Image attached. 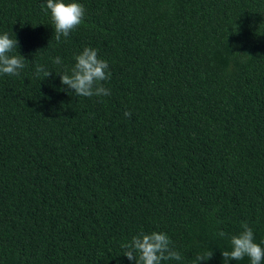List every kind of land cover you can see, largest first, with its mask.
I'll use <instances>...</instances> for the list:
<instances>
[{
  "label": "trees",
  "instance_id": "obj_1",
  "mask_svg": "<svg viewBox=\"0 0 264 264\" xmlns=\"http://www.w3.org/2000/svg\"><path fill=\"white\" fill-rule=\"evenodd\" d=\"M64 2L85 17L57 43L45 0H0L28 62L0 75V264H134L141 231L181 253L164 264H250L221 253L242 223L264 248V0ZM85 47L109 96L60 84Z\"/></svg>",
  "mask_w": 264,
  "mask_h": 264
},
{
  "label": "clouds",
  "instance_id": "obj_2",
  "mask_svg": "<svg viewBox=\"0 0 264 264\" xmlns=\"http://www.w3.org/2000/svg\"><path fill=\"white\" fill-rule=\"evenodd\" d=\"M42 7L50 12V19L54 25L53 36L57 43L61 42L62 37L68 38L70 33L81 25L85 17V8L77 2L65 3L64 0H45ZM18 44L14 33L11 36L7 32L0 34V75L19 76L28 63L24 57L18 54ZM73 59L75 62L70 72L66 70L57 74L63 88L70 89L75 95L86 98L104 97L111 94L103 84L111 77V73L108 71L109 65L106 60L98 58L96 49L85 47ZM52 62L56 65L62 64L59 56L55 57ZM52 73L43 65L35 67L37 78L43 74L45 79ZM131 115V111L124 112L126 118H131ZM241 228L242 231L239 234L229 238L231 251L221 253L223 260L240 261L247 257L250 264H261L264 261V248L254 242L253 230L247 223H242ZM217 235L223 238L226 233L221 231ZM121 247L124 249L123 256L129 261H133L134 264H164V262H179L183 259L181 253L175 250L173 242L164 232L145 233L141 231L134 235L130 241L123 243ZM212 255L211 250L199 253L194 258L193 264L208 261Z\"/></svg>",
  "mask_w": 264,
  "mask_h": 264
}]
</instances>
